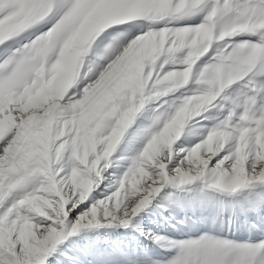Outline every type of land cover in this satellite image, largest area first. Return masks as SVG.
<instances>
[{
  "label": "snow or ice",
  "instance_id": "obj_1",
  "mask_svg": "<svg viewBox=\"0 0 264 264\" xmlns=\"http://www.w3.org/2000/svg\"><path fill=\"white\" fill-rule=\"evenodd\" d=\"M205 7L199 25L170 23ZM138 22H144L139 34L106 54L101 33L114 30L113 23ZM244 35L258 39L237 41ZM214 48L218 62L197 73ZM181 53L184 59L172 64ZM90 60L99 62L94 71ZM261 66L264 0H0V264H46L69 224L71 233L102 226L101 214L122 215L128 225L170 183L207 178L211 187L233 192L264 183V108L253 109L255 97L238 120L233 110L182 149L170 168L190 123L206 119L232 86L251 84ZM197 75L204 89L169 105L165 98ZM153 100L163 101L159 124L144 130L139 157L111 195L80 211ZM193 103L199 108L189 115ZM229 255L223 244L190 247L172 264H230ZM256 255L245 250L234 264H255Z\"/></svg>",
  "mask_w": 264,
  "mask_h": 264
},
{
  "label": "rangeland",
  "instance_id": "obj_2",
  "mask_svg": "<svg viewBox=\"0 0 264 264\" xmlns=\"http://www.w3.org/2000/svg\"><path fill=\"white\" fill-rule=\"evenodd\" d=\"M209 9L190 16L177 17L170 23L174 27L199 25L204 21ZM163 27V24H158ZM144 27V22L120 26L101 37L107 39L114 31H127L128 39L134 38ZM253 37V38H251ZM107 38V39H106ZM237 41H254L255 35L238 36ZM251 39V40H250ZM185 57L178 54L172 64H178ZM218 62V49L210 51L197 66L199 73L205 66ZM198 75L184 89L165 99L169 105L176 103L185 95L202 91L204 85L197 83ZM252 83L240 82L232 86L215 107L205 114L206 119L197 118L190 123L185 136L174 146L176 153L170 168L178 165L184 152L200 140L215 126L224 121L235 110L234 120H238L243 106L252 97L256 102L254 110L264 108V92L257 90L264 86V66L259 67L250 77ZM263 96V97H262ZM162 100L150 101L138 117L132 132L112 158V167L97 179V186L89 199L80 205V211L89 209L93 204L104 200L119 186L124 173L132 167L145 146L147 137L144 130L151 127ZM206 157V149L201 151ZM65 171L71 168L70 160L62 161ZM215 163V158L210 164ZM229 161L226 167H231ZM211 180L205 178L190 185L178 183L166 185L152 203L137 214L128 225L116 219H104L101 225L84 228L70 233L57 250L48 257L46 264H172L187 248L205 249L212 245L223 244L229 250V262L234 264L245 250H255V264H264V183H254L246 189L231 191L211 187ZM131 184L129 183V187ZM27 189L24 193L26 194ZM4 209H0L2 212ZM71 220V218H70Z\"/></svg>",
  "mask_w": 264,
  "mask_h": 264
},
{
  "label": "clouds",
  "instance_id": "obj_3",
  "mask_svg": "<svg viewBox=\"0 0 264 264\" xmlns=\"http://www.w3.org/2000/svg\"><path fill=\"white\" fill-rule=\"evenodd\" d=\"M120 27L119 23H113L111 25L112 29H117ZM109 29H105L104 32L101 33V37L105 35V33H108ZM97 39H100L98 37ZM129 41L128 39V33L127 31H114L110 34V36L107 39V43H105L104 48L106 49V54L108 55H115L118 53L122 48H124L125 44ZM220 58L223 59V54L221 53ZM90 65L92 66L93 71L99 67V62L95 60L89 61ZM195 100V98H193ZM199 108V105L196 103H193L191 105V108L189 110V115L194 114ZM159 120L155 119L153 122V126L150 129L151 131H155L156 127H158ZM184 122L182 121L180 123V130H183L184 128Z\"/></svg>",
  "mask_w": 264,
  "mask_h": 264
},
{
  "label": "bare ground",
  "instance_id": "obj_4",
  "mask_svg": "<svg viewBox=\"0 0 264 264\" xmlns=\"http://www.w3.org/2000/svg\"><path fill=\"white\" fill-rule=\"evenodd\" d=\"M251 38H253V37H251ZM253 39H254V38H253ZM250 40H251V39H250ZM251 41H252V40H251ZM262 86H263V84H262ZM263 96H264V94H263ZM263 96H262V97H263ZM130 184H131V183H130Z\"/></svg>",
  "mask_w": 264,
  "mask_h": 264
}]
</instances>
